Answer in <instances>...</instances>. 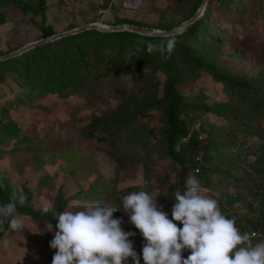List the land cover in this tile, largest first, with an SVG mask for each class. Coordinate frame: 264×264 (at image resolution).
I'll use <instances>...</instances> for the list:
<instances>
[{"label": "rangeland", "instance_id": "obj_1", "mask_svg": "<svg viewBox=\"0 0 264 264\" xmlns=\"http://www.w3.org/2000/svg\"><path fill=\"white\" fill-rule=\"evenodd\" d=\"M22 1L32 3L35 0ZM258 1L260 0H242L246 11L214 10L209 14L206 24L208 30L218 24L223 29L222 43L214 45V52L219 54L218 63L229 61L234 69H241L247 75L263 65L264 7L257 9ZM192 2L193 0H45L42 20L39 14L22 13L13 0H0V55L42 38L40 27L47 25L56 33L85 23L108 26L117 25L115 23L126 19L138 23L136 26L165 30L158 28L160 20L174 22L189 11ZM197 41L203 44L205 39L198 38ZM227 51H236L239 56L228 60L225 57ZM173 59L182 65L181 57L177 59L174 54ZM103 66L99 69L100 75L90 73L82 77L80 80L83 81V87L76 91H71L76 88L67 85V94L61 97L40 89L38 76H32L28 83L21 64L16 63L12 67H8V64L0 65V114L2 112L5 115L2 123H13L19 134L26 135L34 143H47L43 153L34 154L25 149V142H0V183L7 187L11 195L15 193L17 199L22 194L25 197L24 204L33 209L51 207L53 200L57 201L61 193L68 198L63 211H75L77 204L91 202L85 191L90 190L93 195L102 191L104 202H94L117 207L114 218L123 221L121 226L124 231L129 228V231L138 235L140 232L130 223L120 198L141 190L148 192L154 200L156 197L163 198L166 189L176 181L175 164L166 156L161 140H154L153 136H149L143 143L139 142L137 149L129 154L115 152L114 158L96 141L94 137L97 135L90 136L87 131L93 120L97 117L103 120L117 105L132 109L153 94L159 96L166 75L156 69L145 82L141 75L132 76L128 72H122L117 78H113L104 72ZM181 73L185 79L181 93L185 101L196 106L192 111L189 109L195 115L192 120L194 122L189 126L190 131L200 137L211 133L213 137H222L223 140L225 136L232 135L236 139L233 144L224 140V150L228 155L238 151V146L240 149L246 145L244 143L241 146L237 142L240 136L238 129L242 127L239 122L246 119L255 123L251 115L247 111H242L245 113L240 114L242 118L234 115L237 123L225 117L228 112L239 113L241 105L238 99L221 82L215 81L203 67L192 72L185 69ZM201 104L218 108L222 114L202 111ZM142 121L144 123L143 118ZM250 140L251 137L247 138V142ZM251 158V154L246 156V161ZM243 166L246 165L241 162L229 171L231 175L242 177L246 182L251 171L248 172L247 168L243 170ZM76 168L81 170L82 176L75 174ZM228 181L226 179L213 188L202 187L207 195L218 199L222 210L223 198H219V195L236 189ZM246 188L243 187L240 191V204L248 202L256 208L257 199L252 190L248 192ZM160 206L168 214V218L172 219V207L165 201ZM239 211L244 213V207H239L237 212ZM18 217L22 220L23 228L17 231L7 227L0 236V264H52L56 250L50 247V241L54 238V233L46 231L45 224L35 223L26 215ZM256 236L253 244L264 241V232H259ZM17 257L21 262L15 260Z\"/></svg>", "mask_w": 264, "mask_h": 264}, {"label": "trees", "instance_id": "obj_2", "mask_svg": "<svg viewBox=\"0 0 264 264\" xmlns=\"http://www.w3.org/2000/svg\"><path fill=\"white\" fill-rule=\"evenodd\" d=\"M200 1L193 0L189 11L174 22L160 20L157 24L158 28L170 29L176 23L188 19L198 8ZM13 3L22 13L39 14L43 20L45 0H35L32 3L13 0ZM242 6V0H207L202 13L196 19L183 27L179 33L167 36L142 35L127 30L88 29L34 46L18 55L0 60V65L8 64V67H12L16 63L21 64L26 72L28 83L31 82L32 76H38L41 82L38 85L40 89L61 97L67 94V85L75 87L76 89L71 91H76L77 88L83 87V81L80 80L82 77L90 73L95 76L100 75L99 69L103 65L104 72L113 78H117L122 72H128L132 76L141 75L144 82L149 80L156 69L163 71L166 76L159 96L153 94L144 103L133 106L132 109H127L125 105H117L103 120L99 117L93 120L87 134L93 137L97 135L94 137L96 141L114 158H116L115 152L125 155L136 150L139 142L143 143L149 136H153L154 140H161L166 156L175 164L176 181L166 189L163 198L157 199L156 197L157 205L165 201L168 206L173 207L174 193L177 190L183 192L190 174L198 179L203 188H213L224 180H229L228 182L236 189L233 192L225 191L219 195V198H223L222 201L220 199L223 204L222 211L236 217V224L242 233L254 234L252 240L254 243L256 235L264 232V53L261 59L262 67L249 75L243 73L241 69H234L229 61L219 64V54L214 52V45L222 43L223 29L220 24L211 26L209 30L206 29L208 16L214 10L220 12L231 9L233 12L246 11ZM256 7L257 9L264 7V0L258 1ZM120 23L138 24L126 19L115 24ZM40 32V37L43 38L53 34L54 31L51 26L47 25L41 26ZM169 38L175 41L171 53L167 51L161 53L156 49L148 51L149 43L159 45L162 41L166 43ZM198 38L205 39L204 43L200 44L197 41ZM200 53L203 55H199ZM174 54L177 59L181 57L182 65L174 61ZM238 56L239 53L236 51L225 53L228 60ZM201 67L205 68L215 81L221 82L241 105L239 113L228 112L225 117L237 123L234 115L241 117L240 114H245L242 111H247L255 121L253 124L246 119L239 122L242 127L238 129L240 136L237 142H240L241 146L244 143L247 144L240 149L238 146V151L230 155L225 153L224 142L233 144L236 139L232 135L225 136L224 141L222 137H213L211 133L200 137L189 129L195 118L191 111L196 106L185 101L181 93L185 80L181 72L185 69L192 72ZM200 106L202 111L222 114L218 108L205 104ZM4 118L5 115L1 112L0 142L3 140L22 141L26 143V150L34 154L43 153L47 145L45 141L34 143L26 135L19 134L13 123H2ZM250 137L251 140L247 142V138ZM48 147L51 150L50 144ZM250 154L252 158L246 161V156ZM241 162L246 165L241 167L243 170L247 168L248 172L251 171L246 182L242 180V177L231 175L229 171L231 167L239 166ZM75 174L78 177L82 176L78 168L75 169ZM243 187H247L248 192L252 190L253 196L257 199L256 208L248 202L240 204L242 200L240 191ZM6 188L0 183V204L8 202L13 195ZM90 192V190L85 191V194L91 202L96 200L104 202L102 191L93 192L94 195ZM60 195L57 201L53 200L48 213H44L39 208L27 207L24 202L22 205L17 203V214L26 215L38 224L50 222L55 226L53 213L63 212L68 202V198L61 193ZM239 207H244V213L237 212ZM170 217H172V212ZM177 225L182 227L179 222ZM7 227L8 224L5 223L3 229L0 230V236ZM127 229L128 231L125 232H129V228ZM129 239L141 258L140 264H144L142 247L145 241L143 237L138 234ZM189 254L185 251L184 258H187ZM132 262L129 258L127 264Z\"/></svg>", "mask_w": 264, "mask_h": 264}, {"label": "clouds", "instance_id": "obj_3", "mask_svg": "<svg viewBox=\"0 0 264 264\" xmlns=\"http://www.w3.org/2000/svg\"><path fill=\"white\" fill-rule=\"evenodd\" d=\"M174 39L159 45L149 43L148 51L171 53ZM166 58V57H164ZM172 219L146 191L130 192L120 198L123 210L139 230L145 243L142 247L144 264H264V241L253 244V235L241 232L236 217L222 211L218 199L207 195L198 179L189 175L183 192L174 193ZM21 194L0 204V230L5 223L12 230L23 228L17 215ZM75 211L53 213V223H45L53 232L50 247L55 251L52 264H140L123 221L114 218L117 207L100 202L77 204ZM45 206L42 211L49 212ZM177 222L182 225L178 227ZM190 254L184 258L183 253Z\"/></svg>", "mask_w": 264, "mask_h": 264}, {"label": "water", "instance_id": "obj_4", "mask_svg": "<svg viewBox=\"0 0 264 264\" xmlns=\"http://www.w3.org/2000/svg\"><path fill=\"white\" fill-rule=\"evenodd\" d=\"M206 1L207 0H201L198 8L196 9V11L193 13L192 16H190L188 19L178 23L177 25H175L174 27H172L170 29L154 30L152 28L143 27V26H136V25L127 24V23H121V24H117V25H108V26L96 24L94 22L85 23V24L79 25L77 27L70 28L68 30L61 31V32H56V33H53L49 36L31 41V42L15 49L14 51H10L8 53L0 55V60L7 59V58L13 57L15 55H18V54L34 47V46L42 45L44 43L51 42L55 39H58L60 37H64V36L70 35V34H75V33H78V32L84 31V30H88V29H95V30H99V31L127 30V31H131L134 33H138V34H142V35H150V36L172 35V34L176 33L178 30H180L181 28H183L186 25H188L189 23H191L194 19H196L202 13V10L206 4Z\"/></svg>", "mask_w": 264, "mask_h": 264}, {"label": "crops", "instance_id": "obj_5", "mask_svg": "<svg viewBox=\"0 0 264 264\" xmlns=\"http://www.w3.org/2000/svg\"><path fill=\"white\" fill-rule=\"evenodd\" d=\"M15 260H16L17 262H21V261H20L21 259H20V258L18 259V257H17Z\"/></svg>", "mask_w": 264, "mask_h": 264}, {"label": "bare ground", "instance_id": "obj_6", "mask_svg": "<svg viewBox=\"0 0 264 264\" xmlns=\"http://www.w3.org/2000/svg\"><path fill=\"white\" fill-rule=\"evenodd\" d=\"M101 25V24H100Z\"/></svg>", "mask_w": 264, "mask_h": 264}]
</instances>
